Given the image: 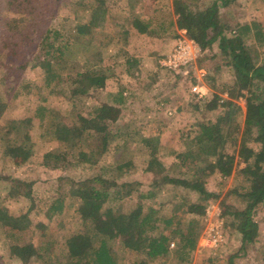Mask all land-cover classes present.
Instances as JSON below:
<instances>
[{
    "label": "trees",
    "instance_id": "trees-1",
    "mask_svg": "<svg viewBox=\"0 0 264 264\" xmlns=\"http://www.w3.org/2000/svg\"><path fill=\"white\" fill-rule=\"evenodd\" d=\"M66 1L0 0V58H4L1 61L4 77L10 81L12 89L17 85L19 90H31L24 78L29 65L44 70L47 84L68 82L73 96L106 85V73L100 64L90 67L91 64L73 73L66 71L69 66L66 55L73 38L55 24L59 9ZM91 1L92 14L105 16L106 0ZM237 6V0H212L205 7L200 6L199 0H173L175 18L169 14L161 22L157 21V26L151 25V18L136 22L138 30L148 34L163 31L177 36V29H185L205 52L204 57L197 58L199 63L208 56L216 57L213 70L208 73V80L216 90L204 105L220 111L201 122L197 133L186 139L185 150L178 153L186 170L174 172L159 158L156 149L151 150L146 170L153 175L146 188H141L139 180L120 179V175L105 174L103 170L80 179L65 176L70 183V193L79 199L82 218L90 222L91 227L69 235L62 256L55 254V241L47 234L42 232L36 242L31 220L11 213L0 198V225L10 237L13 252L21 264H30L34 258L46 264H121L114 248L115 238H120L134 254V264H151L171 251L179 264H191L206 206L210 200L220 197L221 187L241 163L244 165L237 170L238 177L242 178L227 190L228 194L235 195L236 202L222 199L221 214L239 233L242 250L256 241L259 235L256 215L264 204V23L234 15ZM89 26L78 23L77 30L85 33L90 30ZM215 43L217 51L208 55L207 49H212ZM100 55L98 51L93 56L98 59ZM100 59L103 58L100 56ZM225 69L230 76L216 84ZM130 94L125 86H118L108 92L107 98H100L86 111H80L78 124L67 122L51 107L39 104L36 113L41 123L46 124L45 133L64 147L45 152L44 163L65 168L96 165L115 134L114 125L126 109ZM240 97L245 99L246 117L239 136L235 120ZM5 107L6 102L0 98V117ZM194 107L199 108V104L195 103ZM48 114L50 119L47 120ZM21 125L19 122L12 138L9 129L0 128V139H6L5 154L12 155L17 162L24 161L31 152L26 144L29 131H21ZM90 135L101 143L90 149L77 146ZM68 144L77 146V151L73 149L71 153ZM215 172L221 178L218 191L207 185L208 178ZM1 179L10 182L9 196L32 195L33 180L0 173ZM166 185L171 193L159 199ZM192 192L197 193L196 199L191 198ZM133 196L137 197V203L132 208L119 205L124 198ZM150 199H155L158 205L147 203ZM65 204V196L55 197L47 209L48 216L61 214ZM184 214L190 215L186 222H183ZM233 257L229 262L237 264Z\"/></svg>",
    "mask_w": 264,
    "mask_h": 264
},
{
    "label": "rangeland",
    "instance_id": "rangeland-1",
    "mask_svg": "<svg viewBox=\"0 0 264 264\" xmlns=\"http://www.w3.org/2000/svg\"><path fill=\"white\" fill-rule=\"evenodd\" d=\"M237 1L234 15L242 19H258L264 23V0ZM211 2L199 0L202 7ZM106 3L108 11L100 18L92 14L91 0H68L61 5L55 22L73 38L66 55L69 63L66 71L73 73L91 64L90 67L100 64L107 77L104 88H91L87 94L73 96L68 82L47 84L44 70L40 66L29 65L24 71V78L31 90H19L17 85L12 89L10 81L4 77L5 68L1 63L4 58H0V98L6 102L0 117V128L9 129L12 138L20 122L23 126L21 131H29L30 137L26 144L31 148L30 155L24 161L17 162L12 155L5 154L6 139H0V173L34 181L31 196H9L10 182L1 179L0 198L11 213L27 216L31 220L36 231L33 237L36 242L42 232L54 239L57 256L65 252V241L69 235L91 227V223L82 218L78 210L79 199L70 193V183L65 176L80 179L103 170L105 174L120 175V179L139 180L142 182L141 188H146L153 175L146 170L151 150L156 149L159 158L172 167L174 172L186 170L183 158L178 155L185 150L186 139L197 133L201 122L215 117L220 111L210 110L204 105L205 100L212 98L216 90L208 80V73L213 70L216 57L208 56L202 64L199 63L197 58L205 52L185 29L176 28L178 35L174 36L163 31L148 34L140 32L136 27V22L141 19L145 21L151 18V25L157 26V21L161 22L169 14L175 18L173 0H106ZM78 23H87L90 30L78 32ZM217 49L215 43L212 49H207V54L211 55ZM98 51H101L103 59L99 60L100 56L94 58L93 55ZM128 59H133L132 63ZM229 76L227 69L222 70L215 83ZM118 86H125L131 94L125 104L126 109L114 125L115 134L98 163L70 168L46 165L43 161L45 152L64 147L45 133L46 124L41 123L36 113L37 106L47 105L67 122L78 124L80 111H86L100 98H107L108 92L116 90ZM195 103L199 104V108L194 107ZM238 103L235 125L240 136L246 117L245 99L240 97ZM46 119H50L49 114ZM97 143H101V140L90 135L77 146L90 149ZM77 146L68 144L67 147L72 153L73 149L77 151ZM240 166L237 165L221 187L220 197L207 204L191 264H231L229 261L232 255L237 264H264V204L256 215L259 235L254 243L248 244L246 250L241 248L239 233L221 214L222 199L236 202L235 195L228 194L227 190L242 178L238 177L237 169ZM220 179L219 173H213L207 180L208 187L220 190ZM170 193L171 188L166 185L159 199ZM59 195L66 198L64 210L50 218L47 209ZM190 195L192 199L197 198L195 192ZM136 203L137 197L133 196L124 198L119 205L130 209ZM147 203L158 205L155 199ZM182 216L185 217L183 222L190 218L189 214ZM11 244L5 228L0 225V264H21ZM114 248L121 264H134V254L120 238H115ZM30 264L46 263L34 258ZM151 264L179 262L171 251L162 259H154Z\"/></svg>",
    "mask_w": 264,
    "mask_h": 264
},
{
    "label": "built area",
    "instance_id": "built-area-1",
    "mask_svg": "<svg viewBox=\"0 0 264 264\" xmlns=\"http://www.w3.org/2000/svg\"><path fill=\"white\" fill-rule=\"evenodd\" d=\"M171 64V63H170ZM174 65H177V63H174Z\"/></svg>",
    "mask_w": 264,
    "mask_h": 264
}]
</instances>
